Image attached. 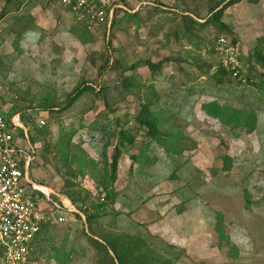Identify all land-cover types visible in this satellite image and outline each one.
Returning <instances> with one entry per match:
<instances>
[{"label": "rangeland", "instance_id": "374dc122", "mask_svg": "<svg viewBox=\"0 0 264 264\" xmlns=\"http://www.w3.org/2000/svg\"><path fill=\"white\" fill-rule=\"evenodd\" d=\"M123 1L132 10L144 2L152 4L142 5L135 18L124 12L117 15L119 26L110 37L113 68L102 77L109 34L89 32L87 42L80 41L82 27L54 0H49V31L40 33L38 50L21 58L13 50L5 53L0 81L6 108L20 112L28 126L34 120L30 137L17 129V144L30 147L35 139L41 156L37 161L47 165L56 187L69 196L77 190L82 196L90 194V206L101 192L90 169L79 162L70 167L54 144L70 133L72 149L84 150L86 158L103 168L115 153V133L129 130L134 143L122 148L116 199L106 206L96 227L139 234L163 253L172 245L181 253L177 264H264V67L253 56L256 46L264 52V0H242L225 11L224 21L244 55L243 68L254 79H234L226 86L213 77L220 60L217 52H210L215 29L193 30L192 36L182 30L185 10L203 18L214 0ZM162 5L175 13L158 11ZM161 59L170 60L153 73L146 61ZM129 76L144 85L141 97L123 90ZM81 82L102 83L108 89L102 95L85 92L63 112L37 109L49 101H64ZM148 99L155 103L162 131L175 136L170 146L147 135L146 127L135 120L140 104ZM213 100L252 108L258 117L256 129H233L206 114L202 104ZM41 119L45 124L38 127ZM42 166L33 161L30 176L49 186ZM79 167L88 174L81 176ZM217 213L223 215V235L228 239L216 228ZM84 227V218L71 215L52 226L37 253L39 264H97Z\"/></svg>", "mask_w": 264, "mask_h": 264}, {"label": "trees", "instance_id": "16d2710c", "mask_svg": "<svg viewBox=\"0 0 264 264\" xmlns=\"http://www.w3.org/2000/svg\"><path fill=\"white\" fill-rule=\"evenodd\" d=\"M56 1V0H54ZM242 0H214L208 9V13L203 18L198 14L185 10L181 14L183 20L182 30L184 35L192 36L194 31L205 30V28H214L215 33V44L212 47L210 52H216L215 46L219 38L224 37L228 40L229 44H236L237 39L234 36V32L231 26L224 21L225 11ZM252 3H258L259 0H249ZM154 6H158L157 3ZM163 9L156 8L158 11L166 13H175L174 9L162 5ZM125 16L129 18L137 17L136 12L125 11ZM4 15V9L0 13V19ZM124 16V17H125ZM128 18V19H129ZM174 20V19H172ZM121 21V20H120ZM116 26H119V20H115L109 31V39L107 42V50L109 51L104 64L101 66L99 71V77H102L106 71H109L113 68L111 64L112 55L110 52L112 30ZM194 30V31H193ZM82 33L79 35V40L82 42H87L88 30L82 27ZM198 45V44H196ZM242 51L239 50L238 59L241 63L240 72L234 76L233 72L226 68L222 61H218L217 69L213 73V77L217 84L227 85L231 80L237 79L242 73H244L249 83H253L254 79L251 74L245 72L243 68V57ZM253 56L258 63L264 67V52L261 51L259 46H256ZM170 59H161L158 63H152L146 61L153 73H155L165 62ZM249 70L255 71L254 68L249 67ZM200 71H205L204 68H200ZM144 85L136 83L135 79L132 76L126 77L123 80V90L126 92H134L141 97V89ZM108 87L100 83V85L94 86L93 84L81 82L75 88L69 92L64 99V101H49V103L40 104L37 108L39 110H46L50 113L63 112L70 108L85 92L90 91L96 94L106 93ZM151 90V87L147 88ZM153 93V92H152ZM155 95V93H154ZM157 99V96L155 97ZM155 103L153 100H143L140 104V110L135 116L136 122H138L140 127H146L147 135L155 138L160 141L161 145L170 146L169 141H175V136L163 132L161 129V119L158 116L157 111L153 109ZM30 108V107H28ZM202 109L209 116L217 118L223 125H230L234 128L246 129L247 132H253L258 123V117L256 112L252 109H240L230 105H224L220 102L213 100L205 102L202 104ZM33 121V120H32ZM115 133V132H114ZM117 144L115 146V153L111 158V162L100 168L98 167V162L95 160L86 158V152L82 149H79V152L72 149V134H65L66 137L64 140H61L54 144V148L62 158V160L72 167L73 163L79 162L82 165V168L90 169L91 177L96 183V187L101 189V192L98 195L97 201L88 202L90 200L89 196L80 195V191H74L70 196L73 203L82 202L84 208H80L79 212H73L74 216L78 219L85 220L84 234L87 236L91 244L96 249V263L97 264H177V260L180 258L181 253H177L173 250V246L170 245L167 253L159 251L156 247L150 245L148 241L139 234H131L128 232H112L109 230H103L96 227L99 225V218L101 213L106 209V206L110 203H113L116 199V186L115 183L118 179V166L119 160L123 154L122 148L126 143L133 144L134 137L131 135L129 130L122 129L117 133ZM181 151V150H180ZM137 158V156H134ZM132 157V158H134ZM81 176H86L88 172L84 169L77 170ZM47 192L48 190L45 189ZM104 192V197L102 193ZM40 192L36 193L37 198L39 197ZM247 201H250L248 198V192H246ZM56 197V196H55ZM87 203V204H86ZM217 226L220 235H223V215L217 213ZM45 224L42 226L41 233L38 235L36 240V250L42 251V240H45L44 234ZM100 227V226H99ZM43 235V236H42ZM227 238V237H226ZM228 239V238H227ZM69 255L70 252H68Z\"/></svg>", "mask_w": 264, "mask_h": 264}, {"label": "built area", "instance_id": "2783aa9c", "mask_svg": "<svg viewBox=\"0 0 264 264\" xmlns=\"http://www.w3.org/2000/svg\"><path fill=\"white\" fill-rule=\"evenodd\" d=\"M57 4L67 9L78 25L89 32L104 31L109 33L113 22L120 12H136L127 7L123 0H56ZM107 33V34H108ZM223 65L236 76L240 72L238 59L239 45L229 44L224 37L219 38L215 46ZM248 83L242 73L237 79ZM33 120V117L31 118ZM30 119V120H31ZM29 122L32 124L33 121ZM45 124L41 119L38 126ZM23 129L28 138L29 126L22 121L21 114H6L5 86L0 81V264H39L36 240L42 226L60 222L58 210L73 212L74 207L65 201L50 199V192L42 188L29 175L33 161L32 154L17 144L16 129ZM37 192L44 193L53 208L45 211L40 207ZM84 218V217H83Z\"/></svg>", "mask_w": 264, "mask_h": 264}, {"label": "crops", "instance_id": "0c3cea01", "mask_svg": "<svg viewBox=\"0 0 264 264\" xmlns=\"http://www.w3.org/2000/svg\"><path fill=\"white\" fill-rule=\"evenodd\" d=\"M3 9L4 15L0 19V68L4 66L2 59H4L5 53L9 54L13 50L15 51L17 56L21 58L26 57L25 54L30 52L31 49L34 51L38 50L40 42L43 41V39L40 37V33L42 32V30H44L45 32V29H49V0H4L3 4L0 6V13ZM64 10L66 12H69L65 8ZM69 14L71 13L69 12ZM48 38L49 37H47V39ZM13 55L15 54L13 53ZM6 114L7 116H10L14 113H12V111H9L8 108H6ZM21 117L23 120L22 115ZM24 123L27 124L26 122ZM30 125L31 124H29V126ZM29 131L30 130H28V137H30ZM22 147L26 148L32 154L33 161L35 162V164L38 167H41V163L37 161L41 157L40 154L37 153V141H35L34 139V142L30 144V147ZM42 167L46 171L45 178L50 185L47 186L41 183L38 184H40L44 190L47 189L48 192H50L49 198L54 201H65L67 204L72 205L74 207L73 212H79L81 207H79L77 203L72 202L69 193L63 192L62 190H59L58 187H56V181L54 180L56 178L49 176V169L47 168V165L46 167ZM49 198L44 193L40 192L38 197V203L45 211H50V209L53 208V205ZM73 212L69 213L64 210H58L57 215L63 216L65 218V216H74ZM59 223H61V221L45 224V237H47L46 235L48 234L49 229ZM43 241L44 240H42V242Z\"/></svg>", "mask_w": 264, "mask_h": 264}]
</instances>
